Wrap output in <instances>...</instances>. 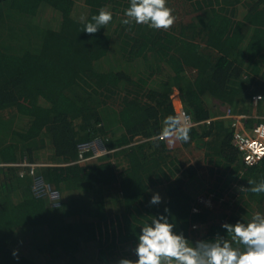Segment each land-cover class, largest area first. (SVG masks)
Wrapping results in <instances>:
<instances>
[{
  "label": "trees",
  "instance_id": "obj_1",
  "mask_svg": "<svg viewBox=\"0 0 264 264\" xmlns=\"http://www.w3.org/2000/svg\"><path fill=\"white\" fill-rule=\"evenodd\" d=\"M185 1L197 13L192 21L154 29L122 23L129 0H0V112L12 115L0 131V264H115L122 245L134 258L139 225L165 208L189 243L194 225L204 224L200 239H210L226 235L224 222L264 213V193L248 184L264 179V159L244 164L228 120L202 122L223 106L252 113L256 94L264 108V0ZM101 7L112 20L84 32ZM176 89L201 122L187 142L159 137L165 117L177 115ZM100 138L110 152L78 161L79 146ZM177 143L205 149L215 199L239 189L231 215L215 221L197 203L201 168L186 166ZM44 153L51 162L43 157L47 164L32 172ZM120 155L121 171L112 160ZM37 177L60 197L36 190ZM156 192L162 202L150 205Z\"/></svg>",
  "mask_w": 264,
  "mask_h": 264
},
{
  "label": "clouds",
  "instance_id": "obj_2",
  "mask_svg": "<svg viewBox=\"0 0 264 264\" xmlns=\"http://www.w3.org/2000/svg\"><path fill=\"white\" fill-rule=\"evenodd\" d=\"M124 16V25L135 22L154 29H167L175 19L167 0H129ZM111 20L112 13L101 7L85 23L83 31L95 34ZM189 132V125L180 115L165 117L161 129L163 138L175 136L187 142ZM248 184L252 193H264V179L249 180ZM161 202L159 192L149 200L150 205ZM221 227L226 235L189 243L184 233L177 231L176 220L165 208L139 225L134 258L121 256L115 264H264V213L257 212L251 219H239L235 223L224 222Z\"/></svg>",
  "mask_w": 264,
  "mask_h": 264
},
{
  "label": "rangeland",
  "instance_id": "obj_3",
  "mask_svg": "<svg viewBox=\"0 0 264 264\" xmlns=\"http://www.w3.org/2000/svg\"><path fill=\"white\" fill-rule=\"evenodd\" d=\"M191 4L192 3L187 2L185 0H167V6L172 9V14L175 17L172 25H176L177 27H179L180 24L189 23L190 21H192L194 19V17L196 16L197 13L193 9V6ZM241 12H243V11H241ZM49 15L51 17H54V12H52V11L49 12ZM49 15L46 12H43V16L47 20L51 19ZM75 15L83 17L85 15V11L83 12V10L81 8L77 7V11H75ZM56 18H58V17L56 16ZM114 26H115V23L113 24V27ZM168 29H171V27L169 26ZM119 58H120L119 52L116 50L115 54L112 56V62L117 64L118 66H120L121 62H120ZM188 73L190 74L191 71L188 70ZM212 104H210V105H212ZM260 105L262 107L261 102H259L257 105L254 104L253 105V112H256V114L258 112L259 113L258 115L262 116V115H264V108H260ZM5 113L3 112L4 115H2V113L0 112V123H2L3 119L6 116H8L9 118L12 117L11 114H8L7 112H5ZM249 122H250V120H249ZM10 124H11L10 121H8L5 124L2 123V127H0V131H4L5 129H7ZM2 134H3V132L0 133V135H2ZM174 139H176V141H177V138L175 136H174ZM177 144H178L177 152L179 154V157L186 164V166L197 165L201 168V171L198 173V180L194 181V184H193V187L196 189L195 199H196L197 203L203 204L206 208H209V210H211V213H212V215H211L212 219H214L215 221L218 220L220 222L221 221L220 218L227 217V216H223V215H231L232 210L229 208V206L234 208V209H238V206H240V202L238 200L239 189L233 187L230 191L224 193V195L221 197L222 199H220V201L215 199L213 196L210 195L208 187L213 186V183L215 182L216 178L213 174H211V172L209 170V165H208L206 158H205V149L198 148V147H196L195 144H192L191 146H188V147H184V146H182V144L180 145V143H177ZM90 145L93 146L98 152H102V154H104L103 150H105V151L107 150L105 148L104 142L101 138L98 140H95ZM41 155L42 154H40V156ZM49 156H50V154H49ZM49 156L46 153H44L41 156V158L39 160H37L36 163H38V164L50 163L51 162L50 159L45 160V159H47V157L49 158ZM43 157H44V159H43L44 162H47V163H43V161L41 162V159ZM112 160L117 165L119 171H121L127 165L126 159H124L123 156H121V155L118 157H114ZM200 164H203V166H201ZM2 179H3V175L0 174V181H2ZM108 207H109V213H111V216H115V218H116V215H118V211H117L118 209H117V207H115V202L114 201L110 202L108 204ZM195 209L196 210L198 209V211L200 210L198 205H195ZM203 226H204V224H197V225H194L192 227V235H193V239L195 241L200 240V238L203 237V235L205 233V228ZM109 230H110V232H112V229L110 226H109ZM95 247H96V245H95ZM130 250H131V248L128 247L127 245H122L119 247V252L122 255L126 254V256L133 258V255L130 254ZM87 251L83 252V254L85 255L86 258H88V256H90L92 254V251H95V249H90ZM122 255H120V256H122ZM44 258L45 257L43 255H41V256L37 255L36 256V259L38 261H40V260L45 261ZM117 259H115V261ZM88 262H89V264H92L91 261H88Z\"/></svg>",
  "mask_w": 264,
  "mask_h": 264
},
{
  "label": "built area",
  "instance_id": "obj_4",
  "mask_svg": "<svg viewBox=\"0 0 264 264\" xmlns=\"http://www.w3.org/2000/svg\"><path fill=\"white\" fill-rule=\"evenodd\" d=\"M172 98L177 115H180L183 120L187 122L189 127L201 123L195 122L191 114L185 109L178 90L174 91ZM262 100L263 98L261 94H256L253 96V103L255 105H257L259 102H262ZM258 114V112L257 114L256 112H236L230 106H225L222 113H219L217 115L215 114L213 117L203 120L202 122L209 123L211 122V120L216 118H223L228 120L230 122L233 133L232 142L240 153L244 164L256 165L264 159V115L260 116ZM254 118H261L263 120L256 124H251L249 120L252 121V119ZM159 137L163 138L161 135H159ZM93 142L81 144L79 146L80 155L78 161L81 162L102 155V152H98L93 146L90 145ZM88 151H92L91 156L85 154ZM108 152H110V150H103L104 154ZM23 164L26 165V163ZM2 165L4 164H0V166ZM30 165L32 166L33 172L35 166L43 164ZM35 189L41 190L42 192H49L52 199L60 197L58 192L53 191L52 187L49 184H46L42 177H37V184H35Z\"/></svg>",
  "mask_w": 264,
  "mask_h": 264
},
{
  "label": "crops",
  "instance_id": "obj_5",
  "mask_svg": "<svg viewBox=\"0 0 264 264\" xmlns=\"http://www.w3.org/2000/svg\"><path fill=\"white\" fill-rule=\"evenodd\" d=\"M176 90H177V89H176ZM176 90H175V91H176ZM224 107H225V106H223L222 109H224ZM173 139H174V136H173Z\"/></svg>",
  "mask_w": 264,
  "mask_h": 264
}]
</instances>
